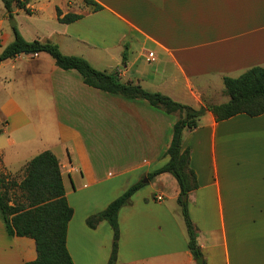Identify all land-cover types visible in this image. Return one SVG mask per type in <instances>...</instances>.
Returning a JSON list of instances; mask_svg holds the SVG:
<instances>
[{"label":"crops","instance_id":"0c3cea01","mask_svg":"<svg viewBox=\"0 0 264 264\" xmlns=\"http://www.w3.org/2000/svg\"><path fill=\"white\" fill-rule=\"evenodd\" d=\"M27 0L29 13L0 0V53L13 27L27 41L57 45L121 83L193 109L226 103L222 79L264 70V0ZM67 14L81 17L60 23ZM124 54V62L122 60ZM179 115L143 99L85 85L46 53L0 63V173L20 182L34 156L58 160L73 210L66 248L73 264H108L112 230L86 219L127 188L143 186L118 212L114 264H195L164 156ZM197 188L186 195L203 264H264V114L216 121L206 111L182 134ZM160 197L161 200H156ZM36 259L35 243L10 236L0 216V264Z\"/></svg>","mask_w":264,"mask_h":264},{"label":"trees","instance_id":"16d2710c","mask_svg":"<svg viewBox=\"0 0 264 264\" xmlns=\"http://www.w3.org/2000/svg\"><path fill=\"white\" fill-rule=\"evenodd\" d=\"M1 2L10 19L14 7L29 13L25 7L27 0ZM83 2L92 5L94 11L101 9L91 0ZM57 17L60 23H70L81 16L67 14L60 18L57 11ZM12 30L13 41L1 51L0 63L19 55L46 53L54 60L57 68L76 71L83 83L89 87L125 99H143L166 114L179 115L173 125L170 144L164 153L168 158L167 162L147 177L152 180L157 175L167 173L176 180L179 186L177 203L187 232V248L193 260L202 259L197 245L196 230L189 219L187 201L181 198L197 188L196 177L190 169L189 151L182 150V134L185 130L195 129L199 117L206 111L211 112L216 121L227 120L238 114L248 117L264 114V70L253 67L238 78L224 77L222 79L224 93L229 100L223 104L193 109L160 93L146 91L139 85L121 83L116 75L97 71L82 58L63 55L57 45L49 42H27L15 27ZM122 60L123 62L125 60L124 54ZM142 186L141 182L132 185L103 211L89 216L85 221L90 229H94L102 221L110 226L112 247L108 264H114L116 260L119 239L118 212ZM72 215L73 210L65 198L59 162L51 152L44 151L34 156L25 165L20 182L8 174L0 173V216L5 230L10 236L30 238L35 243L36 259L27 264H73L66 248L67 225Z\"/></svg>","mask_w":264,"mask_h":264},{"label":"water","instance_id":"95a60500","mask_svg":"<svg viewBox=\"0 0 264 264\" xmlns=\"http://www.w3.org/2000/svg\"><path fill=\"white\" fill-rule=\"evenodd\" d=\"M13 25H15L14 21H12L10 26H13ZM181 198H182V200H185L186 199V195H183ZM195 264H203V260L201 258H199V259L195 260Z\"/></svg>","mask_w":264,"mask_h":264},{"label":"rangeland","instance_id":"374dc122","mask_svg":"<svg viewBox=\"0 0 264 264\" xmlns=\"http://www.w3.org/2000/svg\"><path fill=\"white\" fill-rule=\"evenodd\" d=\"M36 1H40V0H31V2H36ZM12 21H13V20L11 19L10 22H9V24H8L9 26H10V24L12 23ZM30 160H31V159H30ZM130 187H131V186H130ZM130 187H129V188H130ZM127 189H128V188H127ZM122 194H123V193H122ZM122 194H121V195H122Z\"/></svg>","mask_w":264,"mask_h":264},{"label":"built area","instance_id":"2783aa9c","mask_svg":"<svg viewBox=\"0 0 264 264\" xmlns=\"http://www.w3.org/2000/svg\"><path fill=\"white\" fill-rule=\"evenodd\" d=\"M156 200H158V201H159V200H161V198H160V197H157V198H156Z\"/></svg>","mask_w":264,"mask_h":264}]
</instances>
